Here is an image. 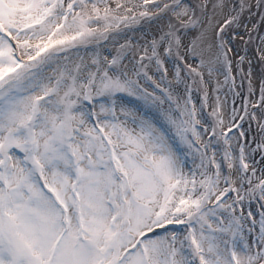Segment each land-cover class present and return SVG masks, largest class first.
Wrapping results in <instances>:
<instances>
[{
	"label": "snow or ice",
	"instance_id": "snow-or-ice-1",
	"mask_svg": "<svg viewBox=\"0 0 264 264\" xmlns=\"http://www.w3.org/2000/svg\"><path fill=\"white\" fill-rule=\"evenodd\" d=\"M0 264H264V0H0Z\"/></svg>",
	"mask_w": 264,
	"mask_h": 264
},
{
	"label": "rangeland",
	"instance_id": "rangeland-1",
	"mask_svg": "<svg viewBox=\"0 0 264 264\" xmlns=\"http://www.w3.org/2000/svg\"><path fill=\"white\" fill-rule=\"evenodd\" d=\"M256 71H257V73L260 71L259 66L256 67ZM246 86L247 85H246V82H245V89H246ZM253 208L256 209L257 205L253 204Z\"/></svg>",
	"mask_w": 264,
	"mask_h": 264
}]
</instances>
